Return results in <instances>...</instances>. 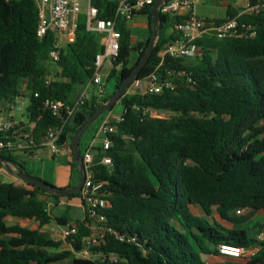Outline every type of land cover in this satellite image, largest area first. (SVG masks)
<instances>
[{
	"label": "trees",
	"instance_id": "trees-1",
	"mask_svg": "<svg viewBox=\"0 0 264 264\" xmlns=\"http://www.w3.org/2000/svg\"><path fill=\"white\" fill-rule=\"evenodd\" d=\"M251 2L256 4L257 0ZM92 5L98 8L99 18L112 19L118 3L92 0ZM141 13L153 18V6ZM226 16L254 26L255 35L222 39L205 35L195 41L200 54L194 59H167L164 68L185 69L193 82L177 78L175 91L125 94L120 100L124 121L107 151L113 164H99L102 149H96L97 179L109 182L112 206L104 211L108 225L135 237L136 242H122L107 234L93 249L101 257L83 259L78 253L90 237L86 219L73 220L70 212L54 216L45 198L50 196L57 203L63 197H80V193L60 196L26 182L21 187L0 182V264H207L203 256L219 254L223 244H256L264 220L252 228L233 225L244 224L257 212L264 213V10L246 14L230 6ZM181 19L161 14L162 32L138 78L157 70L158 50L180 38L166 29ZM38 24L37 0H0V105L4 109L15 105L26 83L28 118L35 122L32 148L21 153L0 149V157L30 175L27 158L40 149L39 141L50 128L65 123V111L55 116L45 109L44 101L51 98L65 105L74 103L92 78L96 55L103 50L100 35L88 31L86 17L80 16L76 40L62 52L56 63L59 72L48 82L56 35L49 31L39 38ZM119 29L121 50L108 73V79L116 81L114 92L90 96L64 125L60 144H70L146 54L152 37L132 45L128 25L120 21ZM133 50L138 59L130 66ZM148 110L169 116L151 117ZM3 139L0 132V141ZM1 168H5L2 163ZM72 168L69 187L77 186L80 180L75 157ZM239 209L244 213L237 214ZM8 217L36 221L39 226L8 225ZM54 220L61 226L78 223V232L64 240L68 248H62L64 241L42 230ZM110 255L118 262L111 261ZM249 264H264V243Z\"/></svg>",
	"mask_w": 264,
	"mask_h": 264
},
{
	"label": "built area",
	"instance_id": "built-area-1",
	"mask_svg": "<svg viewBox=\"0 0 264 264\" xmlns=\"http://www.w3.org/2000/svg\"><path fill=\"white\" fill-rule=\"evenodd\" d=\"M83 0H37L39 6V24L37 34L39 38H44L49 31L56 35L54 48L50 52L51 61L57 63L69 44L76 40V31L79 26V20L82 12ZM118 6L115 11V17L112 19L99 18V10L92 5L89 0V6L86 17V28L88 31L103 36V50L96 55L94 62V73L87 86L83 89L78 99L69 105L62 101L48 98L44 101L45 109L52 112L55 116H62L65 111L64 120L66 122L85 104L90 98L89 89L95 88V94L98 97H104L106 86L103 75L106 73L107 65L113 67V62L119 57L121 50L122 32L119 29V22L130 23L134 17L143 12L146 8L153 6L157 0H116ZM206 0H168L160 7V13L171 18L180 17L181 20H175L172 23L174 32L178 33L180 38L170 41L162 46L157 57L160 59L158 68L150 75L135 79L129 86L126 94H160L166 90L175 91L178 87L177 78H187L190 83L193 82L185 69L177 67H165L167 59L173 60H191L200 54V48L195 41L205 35L215 36L217 38L243 37L255 35V27L245 23H240L238 18L226 17L220 21L213 17H201L196 12V7L203 4ZM244 11L246 14H258L264 10V0H257L252 4L251 0H243ZM163 68L160 73L159 69ZM50 78L48 82H50ZM38 96V94H36ZM151 117H168L169 115L159 114L148 110ZM124 121V113L120 115L108 114L104 117L93 137V143L89 145L83 154V161L86 169V179L80 192V198L84 204L86 225L90 229V237L87 238L82 251L78 253L79 257L86 259H97L101 257L100 253L93 249L99 246L107 234L113 235L122 242H136L135 237H130L112 226L108 225L107 216L104 211L111 208L112 203L109 199V182L97 179L98 149L95 142L100 143L102 149L99 164L111 166L113 159L107 154V151L113 146V135L118 131V125ZM64 125L50 128L39 141L40 149H46L51 154H59L65 151L73 158L74 150L71 144H60ZM35 122L27 126H22L13 119L0 118V132L4 134V139L0 141V149H10L16 152L29 150L35 144L32 131ZM244 210H237V214H243ZM79 230L76 221L69 222L62 227L61 235L67 239ZM256 244L250 247H239L223 244L219 247V255L233 259H246L250 262L259 252L262 243H264V222L262 228L256 236ZM109 259L118 262L115 255H110Z\"/></svg>",
	"mask_w": 264,
	"mask_h": 264
},
{
	"label": "crops",
	"instance_id": "crops-1",
	"mask_svg": "<svg viewBox=\"0 0 264 264\" xmlns=\"http://www.w3.org/2000/svg\"><path fill=\"white\" fill-rule=\"evenodd\" d=\"M230 6H233L235 8H239L240 13H243V11H244L243 0H238L234 4H232L231 1L230 2L228 1L226 3V9H228ZM226 12H227V10H226ZM212 17L216 18L217 20H221V19H224L228 16L224 15V16H212ZM160 23H161L160 20H157L154 22V19L150 18L148 14H145V13L137 14L134 17L133 21L127 24L128 28L130 30L132 45H137V43L143 42V41L147 40L148 38L152 37L154 26H155V29L158 31L159 28L161 27ZM161 29H162V27H161ZM171 32H174L173 27H172V31L168 32V34H170ZM100 37H101V44H102L103 36L100 35ZM158 39H159V37H158ZM133 51H134L133 54H130V57H129V65L130 66H133L138 59V52L136 50H133ZM49 64H48V66H49ZM110 70H111V65L109 64L106 67V72L109 73ZM58 72H59L58 66H57V69H52L51 67H49V73H50L49 78L55 79ZM25 90H26V83H24L22 85L21 94L16 98L15 105H13L12 108H14V109L17 108L18 110H23V108L25 107L26 111H27V107L29 106V97L27 96V93ZM94 90H95V88L93 86H91L89 89L90 96H92L95 93ZM106 90H107V88H106ZM81 92H82V90L77 93L76 100L78 99ZM113 92L114 91H112V92L108 91V92H106L105 95H110ZM4 112H5L4 107L2 105H0V118H2V119H13L14 121H16L19 124L23 123L25 126H27L30 123L29 118L27 121H24L23 119L15 120L12 116H8L5 118L2 115ZM123 112L124 111L112 113V110H111L106 115L111 114V115L116 116V115L122 114ZM27 116H28V113H27ZM99 125H98V127H99ZM94 134L95 133L88 136V138H91V140H92V142H90V144L93 143ZM94 144H95V146H97V148L100 147L99 142H95ZM73 160H74V158L70 154L66 153L64 150L61 151L59 154H51L46 149H39L27 158L26 168L33 176H35L39 179H42L46 182H49V183H51V184H53L59 188H66V187H69V184L71 183V180H72V175H73L72 162H73ZM0 182L11 183L14 186H18V187L25 185V182L22 179L12 175L5 168L0 169ZM45 198L47 201H49V206H50V208L52 207V211L54 213V216H63V214H65L66 212H70L71 216L73 217V220H77V219H82L85 215L84 204H83L80 197L72 198V199H69L67 197H63V198L59 199V201L57 203H53L50 196H46ZM55 208L57 210V213L54 212ZM259 215H261V217L257 223L263 222L264 213L263 212H257L252 216V217H254V216H259ZM23 221L26 222L27 224L28 223L29 224L34 223L33 226H30L32 229H37L39 226L38 222H36V221H29V220L19 219V218H15V217H8L6 219V222L8 225L20 224L22 226H29V225H24ZM53 222L46 224L42 230L49 232L50 226ZM245 224H246V222L244 224H241V225H233V226L240 227V228H252V227L243 226ZM228 225L232 226L231 224H228ZM62 227L63 226H61L57 223V229H55V232H56L58 237L55 238L54 236H52L53 238L60 239L62 241L65 240L61 235ZM65 244H66V242L64 241L63 246H65ZM203 259L205 260V262L207 264H249V262L246 259H233V258L222 256L219 254H217V255H215V254L204 255Z\"/></svg>",
	"mask_w": 264,
	"mask_h": 264
},
{
	"label": "water",
	"instance_id": "water-1",
	"mask_svg": "<svg viewBox=\"0 0 264 264\" xmlns=\"http://www.w3.org/2000/svg\"><path fill=\"white\" fill-rule=\"evenodd\" d=\"M168 0H157L156 3L153 5V19L154 22L160 20V7L161 5ZM161 27L157 31L155 26L153 28V36L149 45V48L144 55L142 61L139 65L135 68L133 73L130 77L122 84V86L110 97V99L103 103L101 106L97 108V110L87 119L85 124L77 131V133L71 138L70 144L74 150L75 160L78 164L79 171H80V180L77 186L74 187H66V188H59L49 182H46L42 179L34 177L24 171H19L13 164L5 160L4 158L0 157V163H2L5 169L11 173L12 175L22 179L26 183L33 184L37 187L42 189H46L51 191L55 195L66 196L72 193H80L82 191L85 179H86V169L85 164L83 161V153L81 151V139L85 132L93 125V123L106 111L111 110L117 103L120 102L121 98L127 93V90L130 84L138 78L139 73L143 70L146 64L149 62L155 46L157 44L158 37L161 33Z\"/></svg>",
	"mask_w": 264,
	"mask_h": 264
},
{
	"label": "rangeland",
	"instance_id": "rangeland-1",
	"mask_svg": "<svg viewBox=\"0 0 264 264\" xmlns=\"http://www.w3.org/2000/svg\"><path fill=\"white\" fill-rule=\"evenodd\" d=\"M232 2V4H234L236 1L238 0H206L203 4H199L196 7V12L199 16L201 17H212V16H224L226 15V3L227 2ZM88 6H89V0H83L82 1V12H81V16H85L87 17V10H88ZM127 24V23H125ZM172 31V26H168L166 29V33ZM131 44H132V40H131ZM134 51L131 52V54H133ZM49 67H51L52 69H57V64L54 62H49ZM104 77V84L107 88L106 92H112L115 89V84L116 81L114 78H110L108 79V75L105 73L103 75ZM120 111H124V106L119 102L117 103L114 108L112 109V113H116V112H120ZM5 118L8 116H12L15 120L18 119H23L24 121L28 120V116H27V111L26 108L24 107L23 110H18L17 108H12V107H8L5 109V112L2 114ZM167 115V114H164ZM101 118L97 121V123H95V125L93 126V129L91 132H88L87 134L84 135L83 140H82V150L83 152H85V150L89 147L90 142H92L91 138H88L89 135L93 134L94 131L96 130V128H98V125L101 123ZM33 176V175H32ZM35 177V176H34ZM193 210L197 213V210L193 208ZM55 213H57V210L55 208L54 210ZM52 214L54 215L53 211ZM261 215L259 216H254L251 219L246 221V224L243 226H247V227H253L258 220L260 219ZM24 225H29V226H33L34 223L31 224H27L26 222L23 221ZM55 229H57V223L54 220V222L51 224L49 232L51 233L52 236H54L55 238H57V234L55 232ZM69 247V245L66 243L65 246H62V248H67ZM82 258V257H81ZM86 259V258H83ZM88 260V259H87Z\"/></svg>",
	"mask_w": 264,
	"mask_h": 264
}]
</instances>
